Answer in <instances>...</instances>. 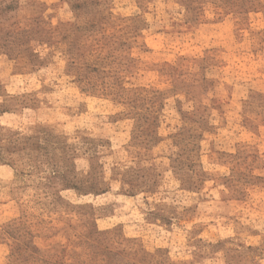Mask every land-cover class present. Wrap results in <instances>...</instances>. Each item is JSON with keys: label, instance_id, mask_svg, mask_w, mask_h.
Here are the masks:
<instances>
[{"label": "rangeland", "instance_id": "374dc122", "mask_svg": "<svg viewBox=\"0 0 264 264\" xmlns=\"http://www.w3.org/2000/svg\"><path fill=\"white\" fill-rule=\"evenodd\" d=\"M0 264H264V0H0Z\"/></svg>", "mask_w": 264, "mask_h": 264}, {"label": "trees", "instance_id": "16d2710c", "mask_svg": "<svg viewBox=\"0 0 264 264\" xmlns=\"http://www.w3.org/2000/svg\"><path fill=\"white\" fill-rule=\"evenodd\" d=\"M32 247H33V246H32ZM33 249H35V250H36V248H35V247H33V248H32V250H33Z\"/></svg>", "mask_w": 264, "mask_h": 264}]
</instances>
